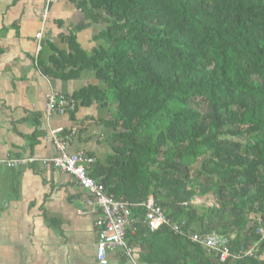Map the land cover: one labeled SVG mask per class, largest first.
<instances>
[{
	"label": "trees",
	"instance_id": "16d2710c",
	"mask_svg": "<svg viewBox=\"0 0 264 264\" xmlns=\"http://www.w3.org/2000/svg\"><path fill=\"white\" fill-rule=\"evenodd\" d=\"M89 1L105 43L91 56L74 47L66 60L78 68L70 75L93 69L103 85L72 98L116 104L105 123L113 152L90 175L133 205L154 197L187 234L230 236L264 216V0ZM211 192L213 206L194 202ZM132 211L140 222L127 239L146 247L143 264H264L259 254L219 262L166 225L151 231L144 207Z\"/></svg>",
	"mask_w": 264,
	"mask_h": 264
},
{
	"label": "crops",
	"instance_id": "0c3cea01",
	"mask_svg": "<svg viewBox=\"0 0 264 264\" xmlns=\"http://www.w3.org/2000/svg\"><path fill=\"white\" fill-rule=\"evenodd\" d=\"M92 13L89 0H0V158H33L17 168L0 165V264H100L97 206L87 202L89 193L71 174L42 162L57 153L49 134L57 127L68 133L76 128L66 151L84 150L95 158L93 164L106 163L113 152L114 130L105 124L116 111L110 100L78 102L73 117L54 113L48 120L45 113L51 90L72 97L103 85L93 69L70 75L78 68L66 60L74 47L91 56L104 45L99 35L106 24ZM197 197L200 206L216 203L212 192ZM250 219L230 238L241 240L251 232L248 244L254 240L255 222L264 228V216L252 213ZM133 249V259L121 249L110 251L107 264H143L146 247L137 243Z\"/></svg>",
	"mask_w": 264,
	"mask_h": 264
},
{
	"label": "built area",
	"instance_id": "2783aa9c",
	"mask_svg": "<svg viewBox=\"0 0 264 264\" xmlns=\"http://www.w3.org/2000/svg\"><path fill=\"white\" fill-rule=\"evenodd\" d=\"M41 33L36 34L39 38ZM78 101L65 94L51 90L46 96V119H50L54 113L66 114L77 110ZM76 128L65 132L63 127L51 128L49 130L50 137L56 146L57 153L50 158L42 160L44 163H51L61 172L71 174L75 181L84 188L88 193L87 202L95 204L100 214L96 220L98 228L96 240V257L100 264L108 263V253L115 249H121L123 255L133 259L134 249L128 243L127 230L133 225L132 233L135 232V223L140 222L133 215L132 207L142 206L146 213L142 219L151 231L160 229L162 226L174 230L181 235L187 237L194 243H198L212 252L219 262L225 263L229 260H236L245 257L260 256L261 247L264 244V228H257L256 234L259 239L251 241L248 246L232 250L231 238L225 233L213 230L208 233L201 234L199 232L189 231L187 234L183 228V224L173 223L166 217L163 208L157 204L154 197H149L147 201L140 204H131L123 198H116L106 192L104 185L94 179L89 173V166L94 163L95 158L84 150L74 153L66 151V140H70ZM33 161L32 157H7L0 158V165H7L12 168L23 166Z\"/></svg>",
	"mask_w": 264,
	"mask_h": 264
},
{
	"label": "rangeland",
	"instance_id": "374dc122",
	"mask_svg": "<svg viewBox=\"0 0 264 264\" xmlns=\"http://www.w3.org/2000/svg\"><path fill=\"white\" fill-rule=\"evenodd\" d=\"M113 104L116 105L115 103H113ZM203 200H205V199H204V198H198V197H197V199H195V201H198V202H199V201L201 202V201H203ZM206 201H209V200L207 199Z\"/></svg>",
	"mask_w": 264,
	"mask_h": 264
}]
</instances>
